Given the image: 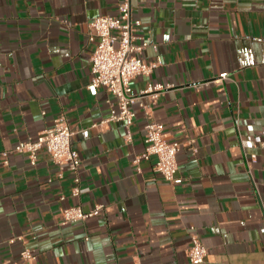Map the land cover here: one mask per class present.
Returning a JSON list of instances; mask_svg holds the SVG:
<instances>
[{"label":"crops","instance_id":"0c3cea01","mask_svg":"<svg viewBox=\"0 0 264 264\" xmlns=\"http://www.w3.org/2000/svg\"><path fill=\"white\" fill-rule=\"evenodd\" d=\"M119 1L0 0V262L27 247L34 264H191L196 232L208 264H264V0H133L137 34L157 45L143 56L161 59L133 93L165 88L137 101L130 127L102 123L115 99L89 86V23ZM61 116L82 159L78 196L45 148L35 164L14 151ZM148 120L182 143L175 184L156 156L134 163ZM99 204L64 222L66 207Z\"/></svg>","mask_w":264,"mask_h":264},{"label":"built area","instance_id":"2783aa9c","mask_svg":"<svg viewBox=\"0 0 264 264\" xmlns=\"http://www.w3.org/2000/svg\"><path fill=\"white\" fill-rule=\"evenodd\" d=\"M142 25L141 19L135 17L133 0H120L116 14L102 15L94 18L89 23V40H96V47L91 57L92 78L90 87H105L115 99V107L111 114L102 123L107 121H124L130 127L136 117L134 105L142 97H149L155 103L165 85L149 82L148 86L137 96L133 93L132 80L139 75L151 76L161 64L158 57L156 61H147L143 52L149 46L157 49L148 38L139 36L138 30ZM228 77V73H221L216 82H221ZM164 126L162 123L148 120L145 126V149L134 158V163L156 156V171L161 173L164 180L171 184L178 182L179 170L178 153L182 143L168 142L163 137ZM74 131L70 128L65 116L55 119L54 126L42 132L35 140L28 139L20 142L14 149L19 153H28L31 163L35 164L37 153L45 148L52 159L60 166L59 176L68 168L73 173L75 186L72 195L78 196L81 192V165L82 159L73 143ZM130 139V134L127 136ZM192 141L188 144L192 147ZM8 156V153H3ZM253 158L256 155H252ZM65 199V196H61ZM104 209L99 204L90 211H84L81 206H69L63 210L65 223L85 220L96 216ZM191 246L188 249V258L191 264H208V249L196 232L191 234ZM14 240H11L13 242ZM35 252L25 247L16 261H4L0 264H34Z\"/></svg>","mask_w":264,"mask_h":264}]
</instances>
